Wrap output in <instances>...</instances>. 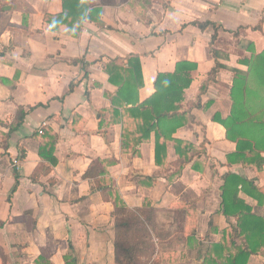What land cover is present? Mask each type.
Returning <instances> with one entry per match:
<instances>
[{"label":"crops","instance_id":"0c3cea01","mask_svg":"<svg viewBox=\"0 0 264 264\" xmlns=\"http://www.w3.org/2000/svg\"><path fill=\"white\" fill-rule=\"evenodd\" d=\"M16 3L0 0V122H14L19 108L33 109L7 137L8 127L0 123V264H65L68 253L76 264H114L113 206L101 191L112 182L128 208L139 209L146 199L155 210L157 228H165L160 222L167 221L173 233L161 242L176 235L175 214L190 204L196 233L182 238L175 249L192 264H201L208 242H218L221 230L235 222L221 210L222 175L232 172L264 186V165L253 171L227 163L236 143L213 120L215 113L224 117L230 109L229 67L244 68L238 59L250 54L248 44L255 53L264 51V0H157L138 8L145 22L129 0H90L100 7V16L86 19L77 35L50 30L45 20L62 12V0ZM204 21L219 26L215 48L228 68L201 96L203 103L211 100L209 107L192 109L188 123L175 133L195 150L203 137L208 140L205 151L176 179L169 176L176 161L171 141L164 165H157L153 134L134 157L121 152V124L99 129L97 111L110 105L104 92L116 89L104 65L113 59L127 65L126 56L138 54L142 101L154 92L158 72H172L177 61L195 62L185 90L191 100L214 66L209 52L212 29L193 24ZM193 117L204 125V132L191 122ZM40 136L51 140L41 146ZM41 147L53 149L55 164L41 159ZM98 158L114 163L105 175L86 176ZM238 196L252 212L264 216V204L241 190ZM209 221L214 223L211 229ZM247 264H264V255H251Z\"/></svg>","mask_w":264,"mask_h":264},{"label":"trees","instance_id":"16d2710c","mask_svg":"<svg viewBox=\"0 0 264 264\" xmlns=\"http://www.w3.org/2000/svg\"><path fill=\"white\" fill-rule=\"evenodd\" d=\"M62 1L61 13L45 16L50 30L77 35L86 19L95 21L100 16V7L92 6L90 0ZM156 1L129 0L128 5L139 19L144 21L138 8L148 7ZM16 2L18 0H12V4H17ZM193 24L201 30L211 27L209 52L214 60V66L206 74L193 99L186 98L185 90L191 84V73L196 70L197 65L189 60H181L176 62L172 72H158L154 80V92L140 101L139 89L143 85L140 57L136 53H131L126 56L127 65L116 64L114 59L104 65L108 81L115 85L116 89L112 92H104L110 105L97 111L100 130L110 124H121L120 144L123 153L138 156L139 145L149 141L153 134L155 163L164 165L167 159V145L171 141L176 161L173 162L174 170L169 176L176 179L195 155L199 156L205 151L208 140L203 137L195 150L193 143L177 138L175 133L188 123L189 117H192V109L205 110L209 107L211 100L203 103L201 96L210 83L217 82L218 73L228 68L221 60L220 51L215 48L219 26L210 21ZM62 26L64 28H60ZM245 47L250 54H243L238 59V63L244 68L237 65L229 67L231 71V85L228 90V97L231 100L229 112L224 117L215 113L213 120L224 128L226 138L236 143L235 150L226 156L227 163H241L244 167L259 171L264 165L262 155L264 152V51L255 53L249 44ZM72 89L71 83L69 91ZM31 109L33 107H29L27 111ZM27 111L19 108L20 115L14 122L10 124L0 122L8 127L5 137L20 126ZM191 122L199 125L204 132V125L196 121L194 117ZM43 129L46 130V126H43ZM40 137L41 146H46L51 140V136ZM52 151L53 149L42 148L39 156L55 164L56 159ZM112 163L114 161L95 159L85 175H105L107 167ZM41 170L45 172L44 167ZM146 178L154 181L153 178ZM222 181L221 210L225 216L234 217L235 222H231L228 228L221 230L218 242H208L202 254L201 264H247L251 255H264V216L252 212V208L238 196V193L240 190L244 191L252 195L258 204H264V186L257 187L252 178L242 177L232 172L223 174ZM101 191L103 199L113 206L111 213L115 235L114 264H155L151 261L156 254V243L152 240L154 208L146 199L141 208H128L113 182L109 186H102ZM179 210L180 212L175 214V220L180 223L182 238L190 239L196 233L194 210L187 203L179 207ZM213 225V221H209V229ZM214 230L216 231V228ZM154 234L161 236L159 232ZM164 254L176 256L175 251H163L160 253L161 257ZM64 261L65 264H76L75 257L70 253L64 256Z\"/></svg>","mask_w":264,"mask_h":264},{"label":"rangeland","instance_id":"374dc122","mask_svg":"<svg viewBox=\"0 0 264 264\" xmlns=\"http://www.w3.org/2000/svg\"><path fill=\"white\" fill-rule=\"evenodd\" d=\"M153 223H154V233L156 232H159V235L160 237L156 236L154 233H153V237H152V240H154L153 242L156 243V247H155V253L153 258L151 259V261H153V263L155 264H179L181 262H183V264H192V262L188 259L190 257H187L186 254H181V252H178L176 249H175V246H181L182 244V233H181V229H180V226H179V222L178 220H173V224L175 225V231L177 232L176 235L172 236L170 239L166 240L165 242H161V239H163L165 236L170 234V233H173V231H171V227H168L166 224L167 221H163V222H160L161 224H164L165 228H160L158 229V223L156 222V218H153ZM156 230V231H155ZM160 230V231H159ZM164 238V239H165ZM168 251H175L176 252V256H173V254H164L162 257L160 255L161 252L165 251L167 252ZM194 264V263H193Z\"/></svg>","mask_w":264,"mask_h":264},{"label":"water","instance_id":"95a60500","mask_svg":"<svg viewBox=\"0 0 264 264\" xmlns=\"http://www.w3.org/2000/svg\"><path fill=\"white\" fill-rule=\"evenodd\" d=\"M7 7H8V6H7ZM4 9H8V8L5 7Z\"/></svg>","mask_w":264,"mask_h":264},{"label":"built area","instance_id":"2783aa9c","mask_svg":"<svg viewBox=\"0 0 264 264\" xmlns=\"http://www.w3.org/2000/svg\"><path fill=\"white\" fill-rule=\"evenodd\" d=\"M40 132H42V131H40Z\"/></svg>","mask_w":264,"mask_h":264}]
</instances>
